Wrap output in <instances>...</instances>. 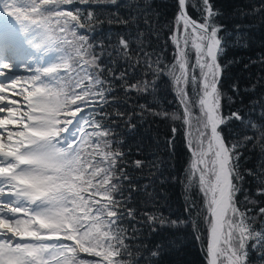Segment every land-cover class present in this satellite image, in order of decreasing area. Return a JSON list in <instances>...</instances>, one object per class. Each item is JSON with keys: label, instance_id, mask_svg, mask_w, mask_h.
I'll return each mask as SVG.
<instances>
[{"label": "snow or ice", "instance_id": "snow-or-ice-1", "mask_svg": "<svg viewBox=\"0 0 264 264\" xmlns=\"http://www.w3.org/2000/svg\"><path fill=\"white\" fill-rule=\"evenodd\" d=\"M172 8L167 18L156 0H0V264H160L175 241L150 237L186 227L204 264H264V43L222 61L251 47L250 27L229 30L215 0ZM235 16L264 24V0ZM240 63L248 82L233 79L229 94L225 74ZM162 77L171 112L154 106ZM149 116L172 122L169 157L183 128L181 176L128 144ZM157 180L183 187V217L161 210Z\"/></svg>", "mask_w": 264, "mask_h": 264}, {"label": "trees", "instance_id": "trees-1", "mask_svg": "<svg viewBox=\"0 0 264 264\" xmlns=\"http://www.w3.org/2000/svg\"><path fill=\"white\" fill-rule=\"evenodd\" d=\"M248 0H215L217 7H219L224 16L222 17V22L226 24L231 30L235 23H242L248 25L251 29L250 40L251 47L244 49L235 46H230L227 52L222 57V61L231 60L233 58H239L242 61L247 60L249 56L257 54L260 50V46L264 43V24L261 23L259 19L255 21L237 19L235 16V10L237 6L247 3ZM156 3L161 6V11L165 12V17L170 18L174 9L172 8L173 0H156ZM104 17L108 15L105 12ZM195 16V13H192ZM113 32L121 30L117 25H108L104 23L102 25V32L107 33L109 29ZM100 29H98V32ZM166 38V33L161 34V42L157 45V48H162L164 46L163 42ZM172 45H167V51L162 53L163 58L166 61L172 60ZM243 64H234L225 74L224 80V90L230 93L229 85L233 79H239L241 87L248 82L245 78L248 76L247 72L243 70ZM252 72H256L257 69H251ZM151 99L150 97H142L139 102L143 103L144 100ZM247 97H245V103L247 102ZM239 103V101L237 102ZM154 106L159 109L167 110L169 112L176 110L177 104L175 97L171 90V86L166 77H162L158 83L157 93L154 99ZM235 107V105L233 106ZM227 110V109H226ZM178 131L175 134V153L169 157V153L165 147L164 141L166 138L172 135L171 127L172 122L168 120H162L159 118H153L151 116L147 117L144 124L139 128L135 139H130L128 144L135 151V146L140 145L141 151L138 154V158L152 160L154 156H159L163 158L165 164L162 168L164 177L170 176H181L185 165L189 159L188 151L184 146V130L180 127L179 123H176ZM233 127H238V125H233ZM122 131V130H121ZM227 135V132L225 133ZM127 150V149H125ZM245 155H248L246 152ZM246 166H250L246 165ZM148 169L144 170L143 175L147 177ZM138 174V178H139ZM159 173H156L151 179L156 180ZM157 191L163 190L165 196L167 197L166 204L161 209L165 215H171L172 218L183 217L185 215V191L183 187L176 182H168L165 184H160L157 182L154 185ZM189 202L191 199H196L199 202L198 193L192 190L188 193ZM150 241L154 243L163 242L165 245L169 241H175L172 247H167L164 254L160 259V264H204V256L201 251V246L193 238L192 229L190 227L181 228L178 231H164L161 235H153L150 237Z\"/></svg>", "mask_w": 264, "mask_h": 264}, {"label": "rangeland", "instance_id": "rangeland-1", "mask_svg": "<svg viewBox=\"0 0 264 264\" xmlns=\"http://www.w3.org/2000/svg\"><path fill=\"white\" fill-rule=\"evenodd\" d=\"M23 74V73H22Z\"/></svg>", "mask_w": 264, "mask_h": 264}]
</instances>
